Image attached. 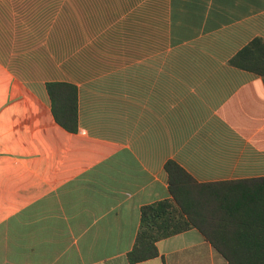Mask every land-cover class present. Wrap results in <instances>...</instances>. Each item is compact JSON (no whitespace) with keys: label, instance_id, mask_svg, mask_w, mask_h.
Masks as SVG:
<instances>
[{"label":"crops","instance_id":"1","mask_svg":"<svg viewBox=\"0 0 264 264\" xmlns=\"http://www.w3.org/2000/svg\"><path fill=\"white\" fill-rule=\"evenodd\" d=\"M264 0H0V264H229L197 230L129 261L168 161L200 183L264 178ZM79 91V131L47 84Z\"/></svg>","mask_w":264,"mask_h":264},{"label":"trees","instance_id":"2","mask_svg":"<svg viewBox=\"0 0 264 264\" xmlns=\"http://www.w3.org/2000/svg\"><path fill=\"white\" fill-rule=\"evenodd\" d=\"M230 64L264 77V39H254ZM47 90L56 122L77 133L78 87L51 82ZM165 169L171 199L141 209L130 262L156 258L158 242L197 229L229 264H264V178L200 183L175 161H168Z\"/></svg>","mask_w":264,"mask_h":264}]
</instances>
